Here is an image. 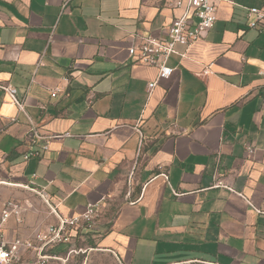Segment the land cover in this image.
<instances>
[{
  "label": "crops",
  "instance_id": "crops-1",
  "mask_svg": "<svg viewBox=\"0 0 264 264\" xmlns=\"http://www.w3.org/2000/svg\"><path fill=\"white\" fill-rule=\"evenodd\" d=\"M250 7L264 0L218 2L214 26L176 44L172 75L148 92L157 68L128 47L164 36L182 8L0 0V86L23 102L0 87L1 178L63 216L96 206L71 236L120 264H264V21L248 27ZM45 205L28 223L56 222Z\"/></svg>",
  "mask_w": 264,
  "mask_h": 264
},
{
  "label": "built area",
  "instance_id": "built-area-1",
  "mask_svg": "<svg viewBox=\"0 0 264 264\" xmlns=\"http://www.w3.org/2000/svg\"><path fill=\"white\" fill-rule=\"evenodd\" d=\"M221 0H169L174 8H182V12L174 17L167 27L164 36L153 37L150 35L140 36L134 39L128 47V54L135 62L157 68V77L147 84L148 92L156 85L158 79L169 78L172 75L173 68L167 64L168 58L175 52V45H191L197 40L203 38L206 33L214 26L217 19V4ZM248 27L256 28L259 22L264 21V9L250 7L247 9ZM209 68H204L203 74L209 73ZM7 92L10 101L15 104L19 110H23V102L17 97V89L10 85L0 86ZM56 89L53 91V95ZM39 135L34 132L30 135L32 143ZM46 146L43 147V149ZM248 152L252 151L247 147ZM39 151L31 150L24 155L27 159L29 156L38 155ZM35 176V174H33ZM42 195V194H41ZM44 198V196L42 195ZM48 205L50 213L55 216L56 222L48 224L44 236L39 237L41 245L39 251L50 243H62L71 240V231L81 227H92L98 217V209L94 205L87 206L86 210L78 215L68 217L61 215L56 207L48 199L44 198ZM22 206L13 202H8L2 210L1 222H6L12 216H19ZM45 239V241L43 240ZM33 248L31 240L14 238L7 240L0 235V264H18L22 256V250Z\"/></svg>",
  "mask_w": 264,
  "mask_h": 264
},
{
  "label": "rangeland",
  "instance_id": "rangeland-1",
  "mask_svg": "<svg viewBox=\"0 0 264 264\" xmlns=\"http://www.w3.org/2000/svg\"><path fill=\"white\" fill-rule=\"evenodd\" d=\"M8 202L21 205L22 211L19 216L12 215L2 223L1 213ZM46 207L37 194L29 191L25 186L17 185L12 179L4 180L0 176V235L7 240L16 237L31 240L33 247L36 248L31 247L26 250L27 255L21 256L18 264H120L108 252L88 248L86 237L84 239L72 237L68 242L50 243L39 251L42 242L39 237L44 236L48 224L53 221L44 220L32 225L28 223L27 219L30 218L27 214L29 211H37L42 215ZM5 231L8 234L5 235Z\"/></svg>",
  "mask_w": 264,
  "mask_h": 264
},
{
  "label": "trees",
  "instance_id": "trees-1",
  "mask_svg": "<svg viewBox=\"0 0 264 264\" xmlns=\"http://www.w3.org/2000/svg\"><path fill=\"white\" fill-rule=\"evenodd\" d=\"M88 247H94L90 241V239L87 240Z\"/></svg>",
  "mask_w": 264,
  "mask_h": 264
}]
</instances>
